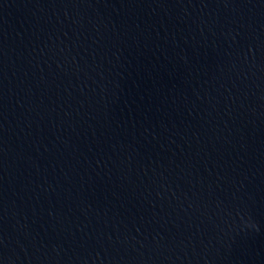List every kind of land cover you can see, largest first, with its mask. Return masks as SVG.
<instances>
[{
  "label": "water",
  "instance_id": "obj_1",
  "mask_svg": "<svg viewBox=\"0 0 264 264\" xmlns=\"http://www.w3.org/2000/svg\"><path fill=\"white\" fill-rule=\"evenodd\" d=\"M0 264H264V0H0Z\"/></svg>",
  "mask_w": 264,
  "mask_h": 264
}]
</instances>
